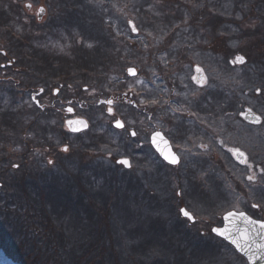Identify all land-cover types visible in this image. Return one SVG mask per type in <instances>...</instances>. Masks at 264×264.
Wrapping results in <instances>:
<instances>
[{
  "label": "flooded vegetation",
  "instance_id": "af4514ba",
  "mask_svg": "<svg viewBox=\"0 0 264 264\" xmlns=\"http://www.w3.org/2000/svg\"><path fill=\"white\" fill-rule=\"evenodd\" d=\"M51 1L54 0H41L36 4L33 0H0L1 200L9 196L10 191L14 190V188L10 187V181L11 177L15 176V170L25 167L28 176L38 175V171L44 170L46 167L44 165L48 164L49 160L53 161L59 156L58 153L63 151V148L70 146L68 143L70 138L76 137L83 132L73 133L69 131L65 127V121L70 118L83 116L80 108L87 103L85 98H79L76 88L79 82L82 81V74L87 72L85 71L79 76L76 75V78L66 79V77L71 75H66L65 77L63 64L62 70L58 72L56 67H59L61 62L55 56L49 60L50 63H48V60H44L47 67L43 69L34 68L31 59L17 57V46L27 48L26 50L30 48L29 34L27 31H22L17 25H38L43 20H46L47 33L45 35L48 33L54 35L57 30H63L64 25L60 24L63 19L60 18V12L50 3ZM26 5H30V7ZM40 8H43L44 11L39 14L42 15V18L38 20L37 13ZM85 14L84 16H75L78 25L73 26V28L78 27V31L74 32L79 35L77 42L80 46L78 49L90 53L91 50L84 48L85 43H90L89 41L85 42L87 38L84 35L89 34V26L82 27L80 25L81 18L90 22L88 14L91 13ZM93 27L92 33L98 29L96 27L93 29ZM108 32L106 29L105 33L108 34ZM118 35L120 36V34ZM68 38H70V35H68ZM112 38L111 35L110 38L107 36L104 39L112 40ZM142 41L139 40V42ZM180 45H184V47L174 51L171 49V54L164 58L160 56L162 53L159 51L150 53V55L146 54L143 51L144 43H141L139 57H141L143 64H145L146 57H149L152 67L144 65L143 68H136L137 75L142 78L137 90V100L133 99V92L126 91L124 83L116 78V80L112 79L113 81L105 80L103 83L99 82L102 86L98 90H91L89 85H84L82 86V91L87 92L86 97L88 100L90 98L89 105L96 107L95 110L101 109L102 117L108 120L107 126L109 125V129L116 133L118 132L121 136L119 139L120 146L118 144L115 146L114 143L109 142L108 147L112 146L117 151L120 148L123 154L118 156L114 153L115 155L112 158L111 153H107L106 157L109 156V160L115 163L118 157L124 159V139H126L129 143L125 142V151H127L125 157L128 158L131 166L135 160H138L142 164L144 163L146 170L152 168L154 162L160 163L164 168L169 167V169L164 170L166 174L173 173L174 178H172L174 180H176L177 176L183 175L182 177L185 176L186 181H188H185L183 186L181 184V190L186 186L193 185V183L199 184L197 188L191 186L193 189L189 192V198L194 201L198 200V205L201 203L204 205L207 203L206 199L210 194L208 190H213L208 188L207 184L205 185V180H208L210 167L213 169L226 167L227 163H231L228 159L229 157L237 166L246 165L234 159L232 152L226 146L233 145L238 141L244 144V151L240 148L238 149L245 154L247 162H249V157L253 158L250 152L253 153L258 149L260 153L263 152V148L259 147V145H264V134L260 132V126H264V109L258 110L255 108L256 110H253L245 106L244 110L240 111V108H235V106L241 105L243 101L240 100V97H237V102L233 104V107H225L223 104L224 89L220 83L223 60L220 58H217L215 63L208 64L205 61L207 60L206 58L199 57V67L202 70L200 74L203 73L206 82L210 81L211 86L207 87L205 85L204 90L202 92L200 90V96L191 97L190 93L200 88L192 80V77L196 76L192 63H190L191 54L193 53L190 49L192 44L187 41L186 43L182 42ZM195 52L203 55L206 51L203 49ZM91 54L94 56V51ZM97 54L98 52L95 51V55ZM194 55L196 57V53ZM188 56L189 58H187ZM119 58L124 59L121 56ZM108 60L109 58H104V63L110 69L107 64ZM77 62L80 63V60ZM89 67V73L94 75L88 77V79L93 87L97 89L95 70L91 66ZM185 67H189V72L186 71V77L187 79L189 78L193 90L190 88L186 89L177 81V72H182ZM127 70L128 68L125 70L126 74L128 73ZM192 70L193 74H191ZM120 72L124 74L122 67ZM211 75L217 76V80H211L214 78H211ZM65 79L68 81L67 84ZM218 81L220 88L213 85L217 84ZM66 88L67 90H65ZM91 91L98 95L93 94L94 96L91 97ZM93 97L95 98L91 99ZM199 98L204 99L208 104L203 105ZM109 99L113 101L112 105L106 103ZM156 99L157 103H146V101ZM141 100L144 103H141ZM108 107L113 108L112 114L108 113ZM69 108L72 111H68ZM248 109L260 117V123L257 124L244 118L243 115H249L247 113ZM116 119L122 121L124 128L117 129L113 126ZM142 119L143 121H141ZM144 119L147 127L144 126ZM253 124H257V126H252ZM34 128L41 130L40 137L35 138ZM50 130L52 133L49 134ZM132 131H136L137 136H131ZM154 131L160 132L166 138L172 151L180 158V164L176 166L168 165L152 147L151 137ZM50 136L53 139L52 142H50ZM157 140L161 144H166L164 139L158 138ZM201 145H207V148L200 147ZM13 165H17V167H13ZM32 168L37 170L33 171L31 170ZM232 170L235 173L234 169ZM228 172L231 177L237 179V176L232 171L230 172L229 170ZM154 173L163 175L161 170H154ZM176 173L179 174L176 176ZM186 174H189V176ZM192 177L194 180H190ZM237 194L239 195H233L232 190H222L216 197L220 198L222 205L227 202V205H225L229 207L227 210L244 211L254 219L264 220V215L259 212L261 207L254 209L251 206L253 203H264V185L259 189L255 188L251 196L245 186L242 190L239 189ZM251 197L256 198V201H250ZM244 201L245 206L239 204V202L243 204ZM212 205L216 206L213 207L214 209L219 208V204H211L207 205V207L210 208ZM190 206L191 204L188 202H183V205H181L186 210L190 209ZM190 213L194 216L191 211ZM204 215H210V213ZM218 218V222L216 221V225L213 226L219 227L222 225V217L218 216ZM199 232L204 235L208 233L202 229ZM218 241L224 251L231 255L234 253L243 263L248 264L247 260L235 251L230 244L220 238H218Z\"/></svg>",
  "mask_w": 264,
  "mask_h": 264
},
{
  "label": "rangeland",
  "instance_id": "374dc122",
  "mask_svg": "<svg viewBox=\"0 0 264 264\" xmlns=\"http://www.w3.org/2000/svg\"><path fill=\"white\" fill-rule=\"evenodd\" d=\"M34 3H38L41 0H33ZM81 1V6L80 2ZM100 1V2H99ZM126 3H124V0H73L74 4L76 6H80L81 11L86 10V12H89L91 14H88L90 18V22L85 21L86 19L81 18L80 20V25L82 27H88L89 34H84L87 39H85V42H90V43H85L84 48L91 50L92 51H98L101 50V53L98 54V56H92L90 53L86 52L85 50L78 49L80 44L77 42L78 41V34L74 33L78 31V27L73 28V25L70 27L63 28V30H57L54 35H51L47 33V24L46 20H43L41 24L38 25H17L22 31H27V33L30 36V41H32V36L30 34V31L33 34V40L35 46H40L42 49H46L44 51L45 53L50 54L51 56H55L58 53H62L66 56L69 57V61L75 60L76 62L80 60L79 66L85 67L89 71V66L92 67L93 70H95V82L98 84L97 89L93 87V85L90 83L88 77H92L93 75L90 73H83L82 81L79 82L76 92L79 96V98H85V101H88V98L86 97L87 92L82 91V86L84 85H89V89L91 90H98L100 88L101 83L99 82H104L105 80L108 81H113L116 79H120L122 83H124V87H126V91H131L133 92V99L137 100V90L139 87V83L142 82L141 76H129L126 74L125 70L128 66H134L136 68L141 67L143 68L144 65L146 66H151L152 63L150 61L149 57H146L145 59V64H143V61L141 57H137V52L136 50L140 49H135L136 46L138 45L136 41L138 42L139 39L144 38V43H146L145 46H143L145 53L152 54L153 52L159 51L162 53L160 56L161 57H167L172 49L174 50H180L181 48L184 47V45H180L182 42L186 43H191L192 45L190 48L192 49L193 53L191 54V62L192 63V68L194 66H199L198 59L199 57L206 58L205 60L208 64H213L215 63L217 58H220L223 60V63L221 65V72H220V77H221V85L224 89V94L227 95V97H231L234 93V99H226L224 97L223 104L225 107H233L236 102H237V97L239 96L240 93L244 92L246 95L245 97H242L240 100H243L240 106H235V108H240V111L244 110L245 106H248L252 108L253 110L255 108L259 109H264V98L262 96H256L253 90L260 85L258 84L257 80L259 79L260 74L264 75V66L262 67L257 63L259 59L256 57L247 59L246 63L237 65V67L229 66L227 65V59L228 58H233L234 51L240 48H242L243 44L246 40L245 38H240L241 32H240V27H248L252 28L253 26L256 25V28L258 27L259 23L261 22V15L259 12L255 11L254 15L252 17H247L248 15V7L245 9H241L242 12L239 11H233L232 8L230 9V13L234 14L236 16V25L238 26H230V23L234 19H229L226 20L225 24L223 25V30L227 27V34H223L216 30L215 24H211V18L209 14H202L201 11L199 10V7L211 11V15L213 20H217V15H219V12L215 13L217 7L216 0H196V2L199 4L198 7L192 5L190 0H125ZM220 0H218L219 2ZM61 4L60 6H56V8H64L67 6L66 3H64L62 0H60ZM232 2H228V5L231 7ZM108 4V7H107ZM57 5V4H56ZM65 5V7H64ZM227 4H225L226 6ZM106 10H103V9ZM93 11H97L100 13V16L96 14ZM149 13L148 16L146 15V12ZM104 12V13H103ZM109 13V14H107ZM215 13V14H214ZM66 14H64L65 16ZM83 15H86L85 13ZM92 15H95L97 17H94ZM142 15V17H140ZM243 17V18H242ZM129 22L135 23V27L138 29L137 34H132L131 33V25ZM76 23V22H75ZM74 25L77 26L78 24L76 23ZM226 23H229L227 25ZM133 25V26H134ZM92 26L98 28L96 29V32L92 33ZM226 26V27H225ZM81 29L83 30V28ZM93 27V29H94ZM107 27V28H105ZM175 27V28H174ZM221 27V26H220ZM79 29V30H81ZM109 31L108 34L105 33V31ZM122 32V33H121ZM257 35H259V32L255 31ZM74 33V34H72ZM120 34V36L118 35ZM45 35V36H44ZM68 35H70V38H68ZM112 35V40L104 39L105 37ZM122 35V36H121ZM216 35L222 39L223 42V47L228 46L230 49V53H224L222 44L219 46L221 47L220 50L218 51L217 49H213L214 41L213 38L216 37ZM224 35V36H223ZM222 37V38H221ZM83 41V40H82ZM94 44V46H92ZM127 44L131 46L130 49H128ZM206 45L208 48H204L206 52L204 55H201L199 52H195L197 50L203 49L201 46ZM90 45V46H89ZM141 46V44H139ZM253 45H257L255 42ZM92 46V47H91ZM95 48L94 47H97ZM264 49L263 47H261ZM27 49V48H26ZM24 47L17 46L16 50L18 52H24L26 50ZM113 51V52H112ZM113 53V54H112ZM157 53V52H156ZM196 53V57L194 55ZM242 54L246 57V55L242 52ZM91 56V57H90ZM121 56L124 59H118V57ZM93 58V59H92ZM104 58H109L107 61V64L110 66V69L106 64L104 63ZM119 61H117V60ZM89 62H88V61ZM122 60V61H121ZM264 60V59H263ZM94 63V64H93ZM250 63V64H248ZM121 67L124 70V74L120 72ZM70 73H76L77 71V65H72L71 67H68ZM108 70V73L106 71ZM256 71L255 75L253 77H249L248 73ZM254 70V71H253ZM260 72H258V71ZM186 71L189 72V67H185L182 72H177L178 77L177 81L181 83L186 89L191 87V83L189 82V78L187 79L186 77ZM103 72H105L103 74ZM216 73V71H214ZM168 74V73H167ZM193 74V70L191 72ZM256 78V82L252 81L253 79ZM65 77L66 74L64 73ZM78 74L77 76H79ZM248 75V76H247ZM75 74L66 77V79H70L71 77H77ZM183 76V77H182ZM214 77V75H211V78ZM84 78V79H83ZM116 78V79H115ZM65 79V80H66ZM113 79V80H112ZM88 80V81H86ZM66 80V84H67ZM250 82V83H248ZM248 83V84H247ZM254 84V86H253ZM207 87L211 86L210 81L206 82ZM215 86H219V81L217 84H213ZM253 86V87H252ZM195 88V87H194ZM197 88V87H196ZM227 89V90H225ZM67 90V88L65 89ZM193 90V89H192ZM200 90H204V87H200L192 91L190 93L191 97H198L200 96ZM249 90L251 93L250 99H248L249 95ZM242 91V92H238ZM260 91V90H259ZM91 91V97L94 96L93 94L97 93H92ZM263 93V92H261ZM98 95V94H97ZM95 97L91 98L94 99ZM90 99V98H89ZM200 101L202 102L203 105H207L208 103L202 99ZM152 101H146V103L153 104ZM156 103L158 102L157 99L155 100ZM87 103V102H86ZM96 107H93L87 104H83V107L80 108L81 114L85 116L91 124V127L87 129L86 131H83L80 135L70 138L69 140V149L67 152L63 153V151L59 152V156L53 160V164L48 165L45 164L46 166L44 170H39L38 175H33L32 177L28 176L27 169L25 167L19 168L15 170V176L11 177L10 181V187L14 188L13 191V196H6L4 197L5 200H10L12 203L15 204V201L20 204V205H25V210L26 213H31L34 214L32 216V222L25 221L24 220V213L23 211L19 210L18 207L16 208V214L18 213L21 219L24 221L25 226H31L32 223L36 224L37 221H41L42 219L39 220L41 207H40V202L43 199L44 202H46V208H49L50 210L48 211L49 214H54L55 218L58 219V222L60 224L63 223L64 226H69V228L78 234L77 231L73 229V227L70 225V223L67 221V217L62 218V214L64 211V208L66 207H71V200L73 197H76L77 195L80 196L79 188L78 186L72 188L70 193H63L69 190L72 187V177L69 175V173L76 174L75 178L78 182L80 178V183L79 185L88 190H92L94 194L101 199L105 198L107 196V193L110 192V185L105 186V190L103 191L102 187L103 184L107 181L110 175L113 176V185L116 187L117 191L121 193V191H124V195L126 191H133L135 189V184L138 182L139 176H141L140 173L145 174L148 173L146 168L144 167V163L142 164L140 161L135 160L132 163L131 168L133 170V176L131 174H127L126 178L127 181L124 179L125 172H127L121 165H116L112 160H109V156L106 157L107 153H111V156L113 158L114 153L117 155H122L123 152L121 151L120 148L114 149L112 146L108 147L110 143L118 144L119 146L120 141L119 139L121 138L120 134L116 133L115 131H111L107 126L108 120H106L104 117L101 115V109H96ZM256 110V109H255ZM125 115V113H124ZM129 115V114H128ZM104 118V119H103ZM145 120V119H144ZM143 121V119L141 120ZM139 120V122H141ZM236 124H238L236 122ZM144 126L147 127L146 125V120L144 122ZM252 126H257V124H253ZM264 126H260V132L264 134L263 130ZM34 134L35 138L40 137L41 135V130L34 128ZM52 133L51 130L49 134ZM227 136V135H226ZM53 139L50 136V142H52ZM58 142V141H57ZM110 142V143H109ZM125 142L129 143L128 140L124 139V153L127 154V151H125L126 146ZM247 142V141H245ZM79 147V152L74 155V153L71 152V148L76 149ZM245 147L244 144L240 143L238 141L237 143L233 145H228L226 148L230 149H235V148H240L243 150ZM259 147L263 148L264 152V145H259ZM18 145V149H19ZM244 151V150H243ZM259 151V152H258ZM122 152V153H121ZM260 153V150L258 149L255 152H250V155L253 156V158L249 157V162H247L246 165H236L233 161H231V157L228 159L230 160L231 163H227L226 167H219L217 168H212L210 167V172L208 176V180H205V185H208V188H212L213 190H208V198L206 199L207 205L211 204H219V208H213L216 207L215 205H212V207L208 208L206 204L203 205L201 203L198 205V200L194 201L192 198H189V192L192 191V187L197 188L199 184L193 183V185L186 186L181 190L180 184L176 183L173 178V173L166 174L163 183L166 184V187L164 188L166 191L170 189H179V191L182 193L181 195L175 197H166V200L168 202H173L174 206L178 209L177 211L179 212V209L181 208V205H183V202H188L191 204L189 211H191L194 215L197 217V221L192 224L193 227H195L196 230L201 231H207L209 230L210 226L213 224H216L215 222H218V216L221 215L223 212H225L229 207L225 206L227 205V202L222 205L221 200L219 197H216L217 194L222 191V190H232L233 195H239L237 192L242 190V188L245 186L247 191L249 192V195L251 196V193L254 191L255 188H261L262 185H264V174H262L261 169H264V153ZM230 154V153H229ZM69 155H72L69 157ZM226 155V153H225ZM225 161V160H224ZM18 162V159H17ZM229 164V165H228ZM248 165H251V169H249ZM261 165V166H260ZM103 167V168H100ZM155 167L153 163L152 169ZM106 168V170H105ZM130 168V169H131ZM143 168V170H142ZM141 169V170H140ZM213 169V170H212ZM235 173L233 172V170ZM31 170L36 171L37 169L32 168ZM96 170H105V178H101L103 175V172L98 173ZM129 170V169H127ZM232 171L235 176H237V179H234L233 177L228 174L229 171ZM73 171V172H69ZM95 173H91V172ZM115 171V172H113ZM34 173V172H33ZM255 175L256 176V181L255 182H250L247 179V176L249 175ZM189 176V174H186ZM199 175V173H198ZM239 176V177H238ZM173 177V178H172ZM33 178V180L31 179ZM193 177L190 179L192 180ZM200 179V178H199ZM125 180V181H124ZM194 180V179H193ZM34 182V183H33ZM33 183V184H31ZM76 183V182H75ZM39 184L43 186L42 189H37V185ZM30 187V188H29ZM150 187V186H149ZM218 187V189H217ZM23 189L25 191H23ZM109 189V190H108ZM27 191V192H26ZM41 192L43 194H41ZM214 192V193H213ZM170 194V193H168ZM195 194V192H194ZM68 196V199H65V196ZM61 196V198H60ZM18 197V198H17ZM110 197V196H109ZM186 197V199H185ZM111 198V197H110ZM123 198V197H121ZM116 199V197H114ZM134 200V195L129 196L126 198L125 202ZM2 201V200H0ZM250 201H256V198L251 197ZM55 202H60L59 204H56ZM259 203V202H258ZM39 204V208H38ZM240 205L245 206V201L243 204L239 202ZM261 208L259 212H262L261 214L264 215V203L261 202ZM6 203L4 204V206ZM248 205V204H246ZM34 208V212L31 211V209ZM208 208V209H207ZM89 209V208H88ZM79 212H81L84 217L79 218L81 225L88 222L89 220H92L87 217V209L84 206H78ZM142 210V209H140ZM15 211V210H14ZM61 213V214H59ZM210 213V215H204ZM213 216V217H211ZM60 217V219H59ZM3 216L1 213V220H0V230H5V231H10L11 228L9 229L8 226L6 228L2 227L3 223H7L6 221L2 220ZM167 219L170 218V215L166 217ZM70 221L74 222L72 219ZM10 222V221H9ZM105 222V221H102ZM9 229V230H8ZM13 231V230H12ZM11 232V231H10ZM205 233V232H204ZM29 240H34V247L31 246L30 249L33 251V254L39 255V263L45 259L47 261V257L49 254H52L53 251H49V248H41L38 246V242L40 240L38 239H43L39 237H35V235L32 234H27L26 235ZM17 240L20 242V234H16L14 236ZM205 238V237H204ZM126 237H124V240ZM206 239V238H205ZM26 242V241H25ZM222 250V248H221ZM222 254L216 253V258H219L220 264L222 260H224V264H245L243 263L239 257H237L234 253H232L233 257H228L227 254L222 250ZM209 254H213L208 252ZM76 254H74L75 257ZM31 257H34L31 255ZM58 259L57 257H55ZM114 259L117 261V257L114 254ZM52 260H49L47 264H53ZM0 264H21L16 261H11L10 259L6 258L3 250L0 249ZM76 264V263H75ZM219 264V263H218Z\"/></svg>",
  "mask_w": 264,
  "mask_h": 264
},
{
  "label": "trees",
  "instance_id": "16d2710c",
  "mask_svg": "<svg viewBox=\"0 0 264 264\" xmlns=\"http://www.w3.org/2000/svg\"><path fill=\"white\" fill-rule=\"evenodd\" d=\"M62 1L67 5L66 7L64 5L66 9L60 7L56 8V6H60V0H54L50 3L60 12V18L63 19L60 24L64 25V28L68 25L74 26L76 22L75 16H84L83 14L87 12L84 9L81 11V1L79 2L80 6H76L73 0ZM190 1L192 5L196 7L199 6L196 0ZM228 2H232L231 7L228 5ZM124 3H126L125 0ZM216 3L218 8L215 13H217V11L221 13L217 15V20H213L212 16L214 15H211V11H207L201 7H199V10L202 14H209L211 24H215L216 30L224 35L227 34L228 31L226 26L223 30V25L226 20L230 18L234 19L230 23V26H238L235 23L237 19L236 16L230 13L231 8L233 11L242 12L241 9L248 7L247 17H252L256 6L255 11L260 13L262 20L257 28L256 25L252 28H246L245 26L240 27V38H245L246 41L244 43L246 44H243L239 51L241 53L243 52L248 59L254 58L256 55L259 59L257 63L263 67L264 49L261 47L264 48V0H220L219 2L216 0ZM225 4L227 5L225 6ZM107 8H109L108 4L106 9ZM106 9L104 8V10ZM63 14L66 15L64 16ZM148 15L149 13L146 12L145 16ZM140 17H142V15ZM226 24L229 25V23ZM255 31L259 32V35H257ZM213 41L214 44L212 45L214 50L217 48V50H219L221 44L223 47L222 39L217 35L213 38ZM254 42L257 45H253ZM127 47L128 49L131 48L128 44ZM95 48H98V46L94 47V49ZM135 49H140V47L136 46ZM223 50L225 54L230 53L228 46H224ZM44 51H46V49L35 46V44L31 42L28 50L22 53L17 51V57L20 56L22 59H31L34 68L43 69L47 67L44 60H48V63H50L49 60L53 57ZM136 51H138L137 57H139L141 51ZM236 51H238V49H236ZM96 52L99 54L101 50ZM98 54L96 56H98ZM55 57L60 59L61 62L60 66L56 67L58 72L62 70V64L64 65L63 72L66 75H78L82 72V66L80 67L75 60L69 61L68 56L60 53V55H55ZM187 58H189V56ZM72 65H77L76 73L69 72L68 67ZM227 65L229 64L227 63ZM255 73L256 71L252 72V74L249 72L248 75L250 74L249 77L251 78ZM256 78H258L257 74L252 81L256 82ZM257 82L260 85L257 87L260 93L255 95H261L262 98H264V75L260 74ZM154 165L155 167L153 169L150 168L145 170L148 173H140L141 176H139L138 182L134 185L135 189L131 192L126 191V195L123 194L124 191H121V193L117 191L116 187H114L115 185H113V176L110 175L102 187L103 191H107L105 190V186L110 185V192L107 193V196L103 199H101L99 195L97 196L94 194L92 190L82 188L79 185L80 178L77 182L75 178L76 174L69 173L72 177V187L63 193H70L72 188L78 186L80 196L77 195L71 199L73 200L70 203L71 207L64 208L62 218L67 217V221L78 234L73 232L68 225L64 226L63 223L60 224L53 213L49 214L48 211L50 209L46 208V202H44L43 199L40 202L42 213L40 212L39 216V220H42L37 221L36 224L32 223L31 226H25L19 214H16V208L18 207V209L25 214L23 217L24 220L32 222V216H34V214L29 212L26 213L25 210H22L25 209V205H20L16 201L14 204L10 200L3 199L0 201V220L2 213V220L7 222L3 223L2 227L6 228V226H8L9 229L11 228V232L0 230V248L3 250L4 254L13 261L21 264H40L38 261L39 255H34L33 251L30 249L31 246L34 247V240L36 238H34V240H29L26 236L27 234L33 233L35 237H44L42 240L38 239L40 240L37 243L38 246L42 249L48 247L49 251H53V253L49 254L47 257V261L44 259L41 264H47V262L53 258V264H220L219 258H216V253L222 254L223 248L218 238L213 236L210 232L204 235L196 230L193 225H187V222L180 216L174 203L166 200V197H177V195L175 189H170L168 191L164 189L166 187V184L163 183L166 175L165 168L160 166L157 162H154ZM105 170H96V172H103L101 178H105ZM125 170L127 172H125L124 179L127 181L126 175L131 174L133 176V171H131L133 169ZM154 170H161L163 175L159 173V175L155 174ZM91 173L93 174L95 172L93 171ZM178 174L179 173H176V176ZM182 176L183 175L177 176L175 180L180 186L186 181L185 176ZM36 185L37 189L43 188L42 184ZM23 191L25 190L23 189ZM13 194V191H10L9 196H13ZM41 194L43 193L41 192ZM1 195L2 193L0 191V200L2 199ZM133 195L134 200L129 201V203H127L128 201L125 202L126 198ZM114 197H116V199H114ZM65 199H68L67 195ZM5 203L6 205L4 206ZM55 203L59 204L60 202ZM78 206L86 207L87 217L92 220L81 225L79 218H83L84 215L79 212ZM31 211L34 212V208L31 209ZM168 215H170L169 219L166 218ZM70 219L74 222L70 221ZM16 234H20V240L24 241L23 243L14 238ZM124 237H126L125 240ZM208 252L213 254H209ZM224 252L228 257H232L230 253ZM74 254H76L75 257ZM114 254L117 257V261L114 259ZM31 255L34 257H31ZM221 263L224 264V260H222Z\"/></svg>",
  "mask_w": 264,
  "mask_h": 264
},
{
  "label": "snow or ice",
  "instance_id": "6c2138e0",
  "mask_svg": "<svg viewBox=\"0 0 264 264\" xmlns=\"http://www.w3.org/2000/svg\"><path fill=\"white\" fill-rule=\"evenodd\" d=\"M26 6L30 7V5H26ZM43 11L44 9L40 8L38 10L37 16H39V14L42 13ZM136 30L137 29L135 27L132 28L133 32H135ZM244 62H245L244 57L240 55H237L235 59L231 61V63L233 64L235 63L243 64ZM196 71L197 73H201V70L199 68H197ZM128 73L134 76L135 70L133 68H129ZM192 80L200 87H204L206 84V79L202 78V74H201V78H198L197 76H193ZM106 103L108 105H112L113 101L109 99L106 101ZM141 103H144V101L141 100ZM152 103H156V101L154 100L152 101ZM68 111H72V109L69 108ZM107 111L109 114H112L113 108L108 107ZM253 122L257 124L260 123V117L257 116ZM67 124L69 126V130L73 133L80 132L88 128V124L84 120H76V121L70 120V121H67ZM114 127L117 129H121V128H124V124L122 123L120 119H116L114 122ZM131 136L133 137L137 136V132L132 131ZM158 138L163 139L160 132L154 131L151 137V142L153 145L157 146V150H159V146L157 144ZM165 143L167 142L165 141ZM200 147L207 148V145H201ZM228 150L232 152V154L238 160H240L241 163L247 164V157L238 148L237 149L230 148ZM63 151L67 152L68 148L67 147L63 148ZM160 154L161 156H163V160L167 162L168 165L176 166L180 163V158L175 153H172V152L164 153L163 151H161ZM116 163L119 165H123L125 168L131 167L130 161L128 159H119L116 161ZM48 164L49 165L53 164V161L49 160ZM13 167H17V165H13ZM248 167L249 169H251V165H248ZM261 172L262 174H264V169H261ZM247 179L250 182H255L256 176L254 174L249 175L247 176ZM181 194L182 193L179 191L176 193L177 196ZM251 206L252 208L256 209V208H260L261 204L253 203ZM180 213L182 214L183 217L187 218L188 221H191L193 223L195 222L193 215L190 214L189 211L185 210L184 208H181ZM236 215L243 218L246 224L249 226L248 228L245 229V231L242 234L237 236L234 233H232V231L228 227H224V228L213 227L211 229L212 233H214L215 235L219 237H222L224 240L229 241L232 245H234L238 252H240L243 256L247 257L248 264H254V261H257V260L264 261V221L253 219L247 216L244 212H239V213L227 212L224 215L223 219L225 222H227L230 220V218ZM257 239L260 241L259 243H257ZM250 245H254L255 249L258 250L259 254H257V252L254 251L253 247H251Z\"/></svg>",
  "mask_w": 264,
  "mask_h": 264
},
{
  "label": "water",
  "instance_id": "95a60500",
  "mask_svg": "<svg viewBox=\"0 0 264 264\" xmlns=\"http://www.w3.org/2000/svg\"><path fill=\"white\" fill-rule=\"evenodd\" d=\"M131 27L133 28V24L130 23ZM242 56V55H240ZM236 57V56H235ZM234 57V59H235ZM244 61H245V58H244ZM132 68V67H130ZM129 69V68H128ZM134 69V68H133ZM135 70V69H134ZM128 72V70H127ZM135 73H136V70H135ZM130 75V74H129ZM198 78L200 77L199 73L196 75ZM247 113H249V115H243L244 118L248 121H251L253 122L255 120V118L257 117L256 115H254V113H252L249 109L247 110ZM76 121V120H84L85 122L86 119L84 118H81V117H76V118H72V119H69L67 121ZM67 121H66V127L69 129V126L67 124ZM88 124V123H87ZM75 126V125H74ZM162 136V134H161ZM163 137V136H162ZM164 141H166L167 143L166 144H161L158 140H157V144L159 146V150H157V146L156 145H153L152 142L151 144L153 145V147L158 151V153L160 154L161 151H163L164 153H168V152H172V149L168 143V141L166 140V138H164ZM173 153V152H172ZM161 156V154H160ZM163 158V156H161ZM235 157V156H234ZM236 158V157H235ZM237 159V158H236ZM238 160V159H237ZM240 161V160H239ZM229 212H235V213H239V212H244V211H234V210H231ZM245 213V212H244ZM191 214V213H190ZM226 214V213H225ZM224 214V215H225ZM247 216H249L247 213H245ZM223 215V217H224ZM251 217V216H249ZM252 218V217H251ZM254 219V218H253ZM258 220V219H256ZM262 221V220H261ZM224 227H228L232 233H234L235 235L239 236L240 234H242L246 228H248L249 226L246 224V222L244 221L243 218L239 217L238 215L236 216H233L232 218H230L229 221L225 222L224 219H223V224L222 226H220V228H224ZM222 238V237H221ZM226 241V240H225ZM229 242V241H227ZM260 241L257 239V243H259ZM230 243V242H229ZM231 244V243H230ZM232 245V244H231ZM234 246V245H233ZM251 247H253V250L257 252V254H259L258 250L255 249L254 245H250ZM235 247V246H234ZM236 249V248H235ZM240 253V252H239ZM245 257V256H244ZM247 259V257H245ZM248 262V260H247ZM254 264H264V261H260V260H257V261H254Z\"/></svg>",
  "mask_w": 264,
  "mask_h": 264
}]
</instances>
